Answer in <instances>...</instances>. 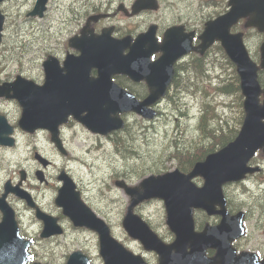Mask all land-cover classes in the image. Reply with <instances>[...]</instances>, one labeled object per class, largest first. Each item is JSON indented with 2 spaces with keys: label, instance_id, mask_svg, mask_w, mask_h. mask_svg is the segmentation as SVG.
<instances>
[{
  "label": "water",
  "instance_id": "1",
  "mask_svg": "<svg viewBox=\"0 0 264 264\" xmlns=\"http://www.w3.org/2000/svg\"><path fill=\"white\" fill-rule=\"evenodd\" d=\"M46 1L36 0L29 15L41 16ZM228 5L230 8L226 13L208 21L199 35L201 43L194 49L203 52L213 41H218L235 64L240 78V89L244 95V118L238 135L220 150L206 155L203 161L195 162L187 173L176 169L150 176L139 187H127L116 181L131 196L123 226L146 249L158 253V264H167L170 260H175L178 264H214L213 257H208L206 250L215 247L218 252H225L228 247L223 239L227 222L234 225L229 229L231 235H238L241 226V214H228L221 186L226 181L238 180L246 172H252L254 169L246 165L248 160L258 148H262L264 152V89L260 88L256 75L259 67L264 68V40L260 45L258 67L249 58L242 34L230 32V27L238 19L245 17L246 26L256 27L264 34V0H229ZM3 18L0 13V30ZM170 35L171 33L166 32L162 43L155 47L161 49L163 54L154 62H148L151 50L145 49L152 40L150 42V37L144 35L136 39L135 45L129 47L126 55L122 54L123 47L119 45L85 46L80 47L81 54L78 56L68 54L62 67L56 58L49 56L43 63V86L38 87L31 81L20 79L13 88L12 96L22 107L20 126L27 131L47 129L51 132V140L61 149L58 126L65 123L69 115L91 131L101 134L123 127V121L119 117L122 112L135 111L145 118H152L154 112L149 105L164 93L172 75V63L190 50L189 35L184 40L186 43L180 39H172ZM94 66L98 75L91 78L89 71ZM122 72L128 73L134 79H145L150 87V94L139 101L131 93L117 87L110 77L114 73ZM4 91L6 89L0 86V95ZM261 93L262 103L259 102ZM0 144H12L8 138L4 140L1 129ZM198 175L203 178L202 186H197L191 180ZM62 177L63 184L58 190L55 202L75 224L85 225L98 233L100 253L105 264H147L140 255H132L111 237L104 221L80 199L73 181L66 175ZM8 191L27 198V194L17 187H6V192L0 198V209L4 211L0 222V264H25L30 240H24L19 235L13 211L6 208L4 197ZM149 197H160L165 202L166 223L175 235L171 244L162 243L132 212V208L139 201ZM213 203L220 207V224L214 228L205 224L201 231H195L194 209H203L210 215L213 212ZM45 227L48 231L54 229V220H45ZM66 264L89 263L80 254H71Z\"/></svg>",
  "mask_w": 264,
  "mask_h": 264
},
{
  "label": "rangeland",
  "instance_id": "2",
  "mask_svg": "<svg viewBox=\"0 0 264 264\" xmlns=\"http://www.w3.org/2000/svg\"><path fill=\"white\" fill-rule=\"evenodd\" d=\"M34 1L0 2V10L5 15L3 36L0 40V70L5 66L4 70L20 72L36 79L41 73V60L47 52L59 57L64 55L65 50L68 49L66 40L71 31L77 28L78 24L80 25V18H73L69 8L71 0H50L42 18L27 16L26 12L32 8ZM123 1L129 3L131 0ZM90 2L97 6H106L105 3H101V0H90ZM162 2L165 4L167 0ZM113 5L115 6V3ZM225 7V1L214 3V14L224 10ZM162 11L165 9L162 8ZM150 18L151 16L147 14H141L132 20L139 24L137 29H140L145 25L143 21ZM111 21L117 20L112 18ZM246 41L252 55L257 57L260 36L254 31H248ZM189 59L183 63L185 64ZM206 60L210 63L208 73L212 77L211 83L206 76H196L193 72L184 73L187 77V90L180 94L172 93L161 99L155 106L158 115L153 120H144L134 113L122 114L126 125L113 135V139L96 136L77 122H71L61 132L66 149L72 155L70 159L56 151L46 131H39L34 135H23L19 132L17 145L14 148H0V186L8 178L18 179V170L25 169L29 176L25 186L32 188V192L46 209L59 216L65 228L62 236H58L51 242H37L32 252L37 259H51L53 264H64L69 252L80 249L89 255L91 264H103L98 253L96 234L83 228L73 227L69 219L61 214L60 208L53 202L58 185L56 173L59 167L67 168L73 176L81 198L109 224L113 235L122 241L125 233L121 227V218L128 196L121 188L114 185L116 178H122L127 183L134 184L148 173L172 170L177 166L172 156L175 155L176 148H194L211 142V137L202 133L198 127L199 117L205 113L204 105L207 100L214 104L222 99L227 103L223 110L216 108V104H211L212 107L208 108L206 128L217 129L210 132V135L218 139L223 131H226V134L230 135L229 138L234 137L241 120V107L236 95H220L212 86L216 76L227 77L225 82L229 81L233 76V68L215 47L209 52ZM214 61H217L216 66L211 64ZM261 77H264V73ZM14 107L15 103L12 101H0V109ZM215 111L221 112L220 118H214ZM114 141L120 142V145L123 144L125 148L117 150ZM220 146L221 144H216L214 150ZM33 150L40 151L52 161L47 171L48 184H38L32 175L37 166L32 157ZM204 155L205 153L202 157ZM79 159L80 162H78ZM252 161L264 167V157L261 154L254 156ZM193 181L198 185L202 184L200 177H195ZM259 182L262 183L258 184ZM223 189L232 208L247 211L248 237L264 242V224L259 225L257 230L254 228L256 219H261L260 212L264 220V171L244 183H227ZM9 199L18 208L23 233L37 237L40 226L38 220L21 201L13 196ZM146 207L145 211L149 212L153 224L162 233L167 234L162 201L151 200ZM250 208H253V211ZM194 217L197 222L204 218L208 220L211 218L205 217L201 210H196ZM45 245L51 246V257L43 254L41 247Z\"/></svg>",
  "mask_w": 264,
  "mask_h": 264
},
{
  "label": "flooded vegetation",
  "instance_id": "3",
  "mask_svg": "<svg viewBox=\"0 0 264 264\" xmlns=\"http://www.w3.org/2000/svg\"><path fill=\"white\" fill-rule=\"evenodd\" d=\"M168 1H169L168 2L169 4L167 6L170 9V11L168 12V14L165 15L166 23L163 26L164 29H166L170 26H177V27H182L184 31H191V32H194L196 34V33H199L203 29V26H204V23L206 22L205 21L206 19L214 17V1H211V2H208L206 0H168ZM203 1H205V3H207L209 5V7L212 9V11L209 12L208 14L203 13ZM112 2H113V0H101V3L106 4L105 7H102L101 5L97 6L94 3H91L90 0H71L70 4H69V8L72 11L74 19L76 17H78V18H80V22H82V21L85 22V19L87 18V16L89 14H97V13L104 12L105 8ZM116 12H117V10L113 14H115ZM152 13H158V11L152 12ZM108 14H109L108 15V17H109L111 15V13H108ZM123 17L133 18V17L124 16V15H123ZM160 17H161V15L158 16V18H160ZM103 22H104V18L99 17L94 22L91 23V26L94 28H97V27L102 26ZM158 27H159V24H158ZM76 29L77 28L72 30L71 33H73ZM114 29L117 30L116 33L118 31L121 32V34L118 36H123L126 34L133 35L135 32L134 26L132 24H129L126 22L114 26ZM73 34H75V33H73ZM195 41L197 42L196 39H195ZM158 55H159V53L153 54L152 59L157 58ZM2 68H4V66ZM177 72H178V69L173 68V76L171 77V79L175 78V75ZM19 73L20 72L9 71V69H5L3 72L0 71V82L7 81V83L10 86H12L14 84L13 81L20 74L25 75L27 77H30L26 74H23V73L19 74ZM92 74H95L94 70H92ZM42 79H43V73L41 71L40 75L34 80L37 84H41ZM115 79H116L117 83H121L122 85H124L125 83H130L133 87L137 88V91L141 95L145 96L148 93L147 87L145 86V84L143 82H132L127 77H125L123 75H117V76H115ZM171 79L169 82H171ZM172 80H174V79H172ZM2 100H9V101H12L13 103H15V107L13 109H0V115H2L4 117L6 123L8 124V125H6L4 123H1V129H3L2 135L4 134V132H5V134H7V130L9 129V127H11V129H12L11 136L14 138V141L17 142V134L19 132L23 133V135L27 134L19 126V118L21 117L22 107L19 105V103L17 102L16 99H13V98L7 99L4 97H0V101H2ZM27 135H29V134H27ZM0 148L5 149V147H1V146H0ZM62 168L63 167H61L59 170H61ZM44 171L46 173L47 168ZM8 197H9V195H8ZM33 197H34V195H33ZM34 199L36 200L38 205L41 207V205L39 204L37 199L35 197H34ZM231 211L233 212V210H231ZM0 215H1V213H0ZM219 220H220V217L219 218L217 217L216 221H214V218H213V221L211 224L212 225L217 224L219 222ZM149 223L151 225L150 221H149ZM245 229H246V225H245ZM169 240L170 239H168L167 241H169ZM232 246L234 248V254L233 255H238L242 252H252L255 254H257V253L259 254L258 248L251 247L248 245V241L246 240V235L241 237V238L234 240L232 242ZM138 251H140V252H142V254L146 255V258L150 262V264H154V262H152L150 260V258L147 256V253L142 251L141 246H140V249ZM214 253H215V250L211 251V254H214Z\"/></svg>",
  "mask_w": 264,
  "mask_h": 264
},
{
  "label": "trees",
  "instance_id": "4",
  "mask_svg": "<svg viewBox=\"0 0 264 264\" xmlns=\"http://www.w3.org/2000/svg\"><path fill=\"white\" fill-rule=\"evenodd\" d=\"M219 53H223L222 49L219 48ZM224 54V53H223ZM217 62H214V65L216 66ZM219 91L221 92H227V93H231L234 95H237L238 92V85H237V78L235 76V73L233 74L232 78L226 82L225 85L217 87ZM211 148L213 147V144H211ZM125 148V146L123 145L120 150H123ZM204 148V147H203ZM202 149H195L194 147V151L190 150L189 148H187L186 150L182 151H176V155L179 156L180 158V163L181 165H190L194 160H195V154L197 152H200ZM179 153H181L182 155H180Z\"/></svg>",
  "mask_w": 264,
  "mask_h": 264
},
{
  "label": "bare ground",
  "instance_id": "5",
  "mask_svg": "<svg viewBox=\"0 0 264 264\" xmlns=\"http://www.w3.org/2000/svg\"><path fill=\"white\" fill-rule=\"evenodd\" d=\"M172 76H173V68H172V75H171V77H172ZM170 79H171V78H170ZM172 79H174V78H172ZM172 79H171V81H173Z\"/></svg>",
  "mask_w": 264,
  "mask_h": 264
}]
</instances>
